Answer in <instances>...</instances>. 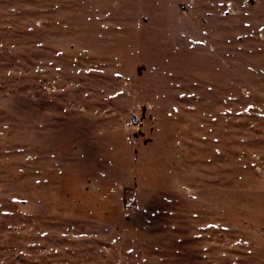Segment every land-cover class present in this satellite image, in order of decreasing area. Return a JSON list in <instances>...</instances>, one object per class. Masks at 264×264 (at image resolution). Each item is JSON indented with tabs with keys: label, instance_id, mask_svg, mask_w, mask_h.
I'll use <instances>...</instances> for the list:
<instances>
[{
	"label": "rangeland",
	"instance_id": "374dc122",
	"mask_svg": "<svg viewBox=\"0 0 264 264\" xmlns=\"http://www.w3.org/2000/svg\"><path fill=\"white\" fill-rule=\"evenodd\" d=\"M0 264H264V0H0Z\"/></svg>",
	"mask_w": 264,
	"mask_h": 264
},
{
	"label": "water",
	"instance_id": "95a60500",
	"mask_svg": "<svg viewBox=\"0 0 264 264\" xmlns=\"http://www.w3.org/2000/svg\"><path fill=\"white\" fill-rule=\"evenodd\" d=\"M142 21L145 22L146 18L143 16ZM146 71V65L144 63H136L135 64V72L137 76H143L144 72ZM149 119L151 126L149 128L150 133L156 128L154 124L155 116L152 115L151 111L149 110L146 102H143L140 105V112L138 115L131 114L130 122L133 127H136V130L132 131V138L134 141L141 139L143 144H147L148 142L152 141L151 137H146L145 132L143 130L145 120ZM135 159V158H134Z\"/></svg>",
	"mask_w": 264,
	"mask_h": 264
}]
</instances>
